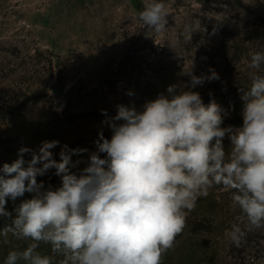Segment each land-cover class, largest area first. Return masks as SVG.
<instances>
[{
  "label": "rangeland",
  "instance_id": "374dc122",
  "mask_svg": "<svg viewBox=\"0 0 264 264\" xmlns=\"http://www.w3.org/2000/svg\"><path fill=\"white\" fill-rule=\"evenodd\" d=\"M147 2L0 0V168L18 158L19 148L38 151L43 141L60 142L51 150L57 161L65 144L95 150L99 131L111 138L102 110L114 117L118 105L142 110L170 85L183 91L192 63L194 75H210L211 68L220 77L192 90L205 104L214 100L221 106L222 127L242 126V109L232 106L243 101L244 91L234 96V89L247 86L249 72L256 71L243 62L250 59L249 53L264 52V44L248 33L264 16V0H154L164 3L169 13L161 33L147 29L139 19ZM189 25L191 41L185 39ZM138 38L147 41L145 48L121 68V59ZM223 144L230 152L227 137ZM54 171L37 177L38 182L59 186ZM234 191L214 186L198 200L162 264H264V228L249 232L240 247L226 236L232 224L246 223V218L238 219L243 213L232 199ZM31 195L8 201L12 215L0 216V230L12 226L15 207ZM29 243L11 232L0 235V264L9 252L22 251ZM38 251L51 255L50 245L44 243Z\"/></svg>",
  "mask_w": 264,
  "mask_h": 264
},
{
  "label": "clouds",
  "instance_id": "9594fccd",
  "mask_svg": "<svg viewBox=\"0 0 264 264\" xmlns=\"http://www.w3.org/2000/svg\"><path fill=\"white\" fill-rule=\"evenodd\" d=\"M168 15L164 3L150 0L139 19L161 33ZM192 28L185 27L186 40ZM249 57L243 62L256 71L249 72L251 86L242 96L240 127H222L221 106L205 104L192 90L220 79L211 68L210 75H194L192 63L183 91L170 85L142 110L118 105L114 117L102 110L111 138L99 131L95 150L65 144L57 161L51 150L58 140L43 141L38 151L19 148L18 158L0 168V216L12 215L9 200L32 195L15 207L12 226L0 235L11 232L31 243L9 252L4 264H162L189 213L214 186L235 190L232 199L243 213L238 219L246 218L243 227L234 223L226 232L232 244L240 247L249 232L264 228V75L258 74L264 52ZM53 169L59 186L38 182ZM41 243L50 245L51 255L38 251Z\"/></svg>",
  "mask_w": 264,
  "mask_h": 264
},
{
  "label": "trees",
  "instance_id": "16d2710c",
  "mask_svg": "<svg viewBox=\"0 0 264 264\" xmlns=\"http://www.w3.org/2000/svg\"><path fill=\"white\" fill-rule=\"evenodd\" d=\"M252 25L253 26L250 27L248 33L251 35L252 38L259 39V41L264 44V16L258 18V22H254V23H252ZM143 41H144L143 38H138L132 43V49L133 50H130L121 59V61L119 63L121 68L122 67L123 68L128 67L129 63L134 59L135 53L138 50H143L145 48L144 45L147 43V41H145V42H143ZM258 74L264 75V70H263V72L260 71ZM250 86H251V81H250V83L247 86L236 87V89H234V92H235L234 96L237 95L236 92L240 91L241 89H243L244 93H246L250 89ZM243 104H244V101H239V102H236L235 106H232V107L236 108V106H239L237 108L242 109L243 108Z\"/></svg>",
  "mask_w": 264,
  "mask_h": 264
}]
</instances>
